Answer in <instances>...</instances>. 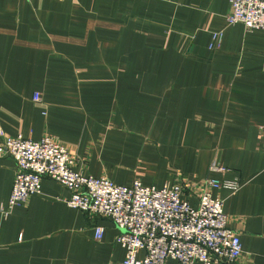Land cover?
<instances>
[{"label":"crops","instance_id":"0c3cea01","mask_svg":"<svg viewBox=\"0 0 264 264\" xmlns=\"http://www.w3.org/2000/svg\"><path fill=\"white\" fill-rule=\"evenodd\" d=\"M229 11V0H0V131L50 136L76 172L121 186L238 180L211 195L239 235L236 264H264V30L228 25ZM14 173L0 156V210ZM69 196L44 178L0 211V264H122L114 225Z\"/></svg>","mask_w":264,"mask_h":264},{"label":"built area","instance_id":"2783aa9c","mask_svg":"<svg viewBox=\"0 0 264 264\" xmlns=\"http://www.w3.org/2000/svg\"><path fill=\"white\" fill-rule=\"evenodd\" d=\"M228 25L241 24L247 31L264 30V0H229ZM220 39L221 33H214ZM33 100L40 101L39 94ZM264 143V128L261 129ZM0 156L15 162L12 190L4 210L20 207L41 193L48 178L65 188L66 205L88 217L109 220L118 234L116 242L124 249L122 264H236L242 257L239 235L229 227L224 200L211 191L237 192L238 180L206 178L196 184L178 182L156 188L135 180L130 186L113 183L106 177L94 178L76 172L70 151L45 136L39 141L7 137L0 131ZM264 152V144H263ZM212 170L221 171L216 166ZM196 198L192 206L189 200ZM103 228L96 226L99 241ZM144 252L143 258L138 257Z\"/></svg>","mask_w":264,"mask_h":264}]
</instances>
